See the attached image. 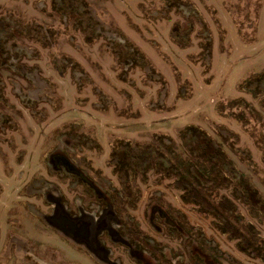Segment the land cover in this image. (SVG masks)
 Wrapping results in <instances>:
<instances>
[{
    "label": "rangeland",
    "instance_id": "374dc122",
    "mask_svg": "<svg viewBox=\"0 0 264 264\" xmlns=\"http://www.w3.org/2000/svg\"><path fill=\"white\" fill-rule=\"evenodd\" d=\"M262 73L264 0H0V264H264L227 227L264 243ZM190 127L236 180H192L203 212L152 172L127 209L115 145L179 167Z\"/></svg>",
    "mask_w": 264,
    "mask_h": 264
},
{
    "label": "trees",
    "instance_id": "16d2710c",
    "mask_svg": "<svg viewBox=\"0 0 264 264\" xmlns=\"http://www.w3.org/2000/svg\"><path fill=\"white\" fill-rule=\"evenodd\" d=\"M84 8L87 9V6ZM91 18L94 20L93 16L88 17L89 20ZM259 77L262 80L264 78V73L259 75ZM250 80H248L249 83L252 81ZM241 122H243V120ZM188 132H184V133L190 134V136H187V138H189V141H192L189 147V149L192 151L188 150L189 158L191 159L185 160L187 163L179 167H177L178 165L177 164L175 165V163L168 156L167 158L159 156L160 155L159 145H157V147H153L152 145L150 146L152 147L150 148L153 153L152 155L150 149L142 148V146H137L139 151L138 156L134 153V151L136 150L135 148L137 147L129 146L128 143H122V144L119 143L118 145H116L112 156L113 157L112 160L114 163L113 165L114 172L120 180L119 181L121 186L120 190L121 191L123 190L125 194L124 195V199L126 200L125 204H128L129 209L136 210L140 200L138 194L139 191L135 190L134 188L135 185L139 181H141L144 185H146L148 180L147 176L149 175V173L152 172H154L156 175L161 174L164 177H170L172 176V174L176 176L179 175L178 176L179 177L178 183L180 185L179 188L183 190L185 189L187 190L186 192H189L183 195V197H181V200L185 204H195L197 206L199 205L200 210H202L203 212L206 206L204 203V195L202 193L203 191L199 190L197 186L192 184L191 183L192 180L199 182L200 179L199 184L200 183L204 184V180L208 178V175L210 176V171L212 174L216 172L218 174L217 178L212 179L211 184H209L210 185L209 190L212 192L215 191L216 193L219 192V190L225 188V184L232 183V181H230V176H233V179L236 180V177L234 175L236 170L231 171V168L233 169V167H231V164L227 159L225 150H223L221 146L219 145L217 146L216 143H214L215 145H213V142L209 140L207 134L204 131L200 130L199 128L190 127L188 128ZM183 138H185V135ZM157 141L158 143H160L161 148L167 150L169 154H170V150L176 152L175 146L172 143L171 139L168 140V143H163L159 141V139ZM167 144L170 145L169 148H167L166 146ZM192 158L195 159L192 160ZM207 170L209 172H207ZM190 174L194 176L193 179L190 177ZM195 174L199 176V178H197ZM183 176H185V178ZM192 190L196 191L194 196L191 194ZM200 200H202L203 202ZM132 201H134V203H132ZM257 202L260 203L259 198ZM251 204H255V202L252 201ZM218 216L219 215H215L216 218ZM218 218L220 219V217ZM231 218H233V220L237 222V224H240V226L242 224L241 227H243V223H240L241 221H239V218H237V216L234 213L231 214ZM230 224L231 225L228 224L227 226L228 230L235 236V238L239 237L241 239L239 245L240 250L243 251L244 253H247L249 255L252 254L257 258H261L264 260V243H255V241H257L259 237L255 236L252 232H249L247 230L241 236L240 235L241 233L239 232L240 229L237 227L236 223L233 224L230 223ZM259 241L261 242L260 239ZM154 250L156 251L155 245H152V251H147V252L151 253V255L154 258H156V255L153 254ZM156 260L159 261L158 258Z\"/></svg>",
    "mask_w": 264,
    "mask_h": 264
},
{
    "label": "flooded vegetation",
    "instance_id": "af4514ba",
    "mask_svg": "<svg viewBox=\"0 0 264 264\" xmlns=\"http://www.w3.org/2000/svg\"><path fill=\"white\" fill-rule=\"evenodd\" d=\"M118 144H119V143H118ZM115 147H116V145H115ZM114 150H115V148L113 149L112 156H113ZM112 163H113V160H112ZM113 165H114V163L112 164V166H113ZM113 169H114V167H113ZM115 175H116V174H115ZM116 176H117V175H116ZM117 177H118V176H117ZM118 179H119V178H118ZM119 181H120V180H119ZM119 183H120V182H119ZM120 189H121V186H120L119 189H115V190L113 189L112 192L115 191V192H116V196L119 197V198H122V199L124 200V201H123V202H124L123 205H124L125 207H127V209H129L128 204H125V203H126V202H125L126 200L124 199V195H125V194H124L123 190L121 191ZM93 191H94V192H93ZM92 192L94 193V196L97 195V193L95 192V189H94V190L92 189ZM113 194H114V193H111L110 195H113ZM126 194H127V193H126ZM107 195H109V193H107ZM99 196H100V195H99ZM99 196H98V197H99ZM107 197H109V196H107ZM112 197H114V196H112ZM101 200H102V201H101ZM111 200H112V205H113V203H114V199H111ZM106 202H108V200H107ZM110 202H111V201H110ZM104 204L106 205L105 200H104V199H101V198L99 197V198L97 199V205H96V206L99 207V208H101V206L104 205ZM134 241H135V242H134V243H135L134 245H135L136 247H139V244H141V242H140L138 239H136V240H134Z\"/></svg>",
    "mask_w": 264,
    "mask_h": 264
}]
</instances>
